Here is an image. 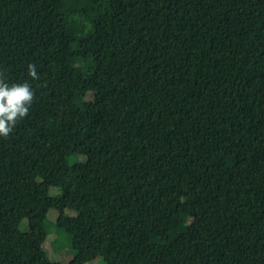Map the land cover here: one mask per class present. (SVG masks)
Here are the masks:
<instances>
[{"label":"trees","instance_id":"obj_1","mask_svg":"<svg viewBox=\"0 0 264 264\" xmlns=\"http://www.w3.org/2000/svg\"><path fill=\"white\" fill-rule=\"evenodd\" d=\"M0 81V264H264V0H0Z\"/></svg>","mask_w":264,"mask_h":264},{"label":"clouds","instance_id":"obj_2","mask_svg":"<svg viewBox=\"0 0 264 264\" xmlns=\"http://www.w3.org/2000/svg\"><path fill=\"white\" fill-rule=\"evenodd\" d=\"M27 75L37 78L35 65L29 64ZM33 90L27 81L6 83L0 81V138H6L29 113L33 103Z\"/></svg>","mask_w":264,"mask_h":264},{"label":"rangeland","instance_id":"obj_3","mask_svg":"<svg viewBox=\"0 0 264 264\" xmlns=\"http://www.w3.org/2000/svg\"><path fill=\"white\" fill-rule=\"evenodd\" d=\"M69 61L71 64H74L77 61V57L72 55L69 58ZM88 97L91 98L92 94H89ZM59 193H60V191L57 188H50V190H49L50 196H56ZM65 213L69 214V213H71V211H65ZM57 215H58V213L54 210H50L48 212L46 219H47V226L49 227V229L53 228V225L57 220ZM26 224H27L26 221L22 222V224L20 226L21 231H23V232L26 231V227H25ZM57 238H58V235L54 234V232H53V234L50 233L48 235V238H47L45 244H44V247L48 253L49 259L55 263L69 264L72 257H73V254H72V252L68 246H61L60 248H57V250H56V247L53 246V242ZM89 264H103V262L101 261V259L98 258Z\"/></svg>","mask_w":264,"mask_h":264}]
</instances>
